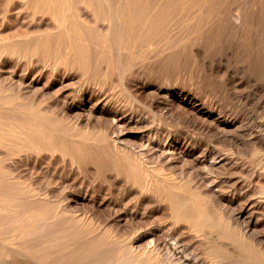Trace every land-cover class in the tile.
Wrapping results in <instances>:
<instances>
[{
	"label": "bare ground",
	"instance_id": "1",
	"mask_svg": "<svg viewBox=\"0 0 264 264\" xmlns=\"http://www.w3.org/2000/svg\"><path fill=\"white\" fill-rule=\"evenodd\" d=\"M6 69L0 264H264L214 197L245 198L264 233V126L244 118L264 103V0H0ZM147 125L139 146L122 134ZM177 157L193 189L164 172Z\"/></svg>",
	"mask_w": 264,
	"mask_h": 264
},
{
	"label": "rangeland",
	"instance_id": "2",
	"mask_svg": "<svg viewBox=\"0 0 264 264\" xmlns=\"http://www.w3.org/2000/svg\"><path fill=\"white\" fill-rule=\"evenodd\" d=\"M9 70L10 69H6V70H3V71H0V76L1 77H7L8 76V72H9ZM249 85H247V87H248ZM69 88H71V86L70 87H68L67 88V90L69 89ZM245 88V87H244ZM241 104H242V101H241ZM264 103H261L258 107H256L255 106V109H254V105L252 104V103H246V105H245V110L247 111V114L245 113V115H244V118H246V120L245 121H248L249 123H251L253 126H257L258 127V129H259V125L261 124H263L262 126H264V105H263ZM201 105H196V108H200V109H203L202 107H200ZM247 106V107H246ZM55 109H57L56 107H55ZM85 112L87 113V109L85 108V110L83 111V109H73V110H71L70 112H68L67 113V116H68V118H69V120L70 121H74V123H77V124H79L80 126H85L84 124H86L85 123V118H86V115L87 114H85ZM261 115V116H260ZM98 115L96 114V116H94V118H93V120L95 119H97L98 117H97ZM258 116V117H257ZM97 117V118H96ZM93 120H92V123H94L93 125H95L94 127H96V128H99V127H103L104 126V124H103V122H100V126L96 123V122H93ZM110 119H108V121H109ZM259 121V122H258ZM259 124V125H258ZM102 125V126H101ZM98 126V127H97ZM148 127V125L145 127V126H141V127H139V128H131V127H126V128H124L122 131V134L125 136V138H127V139H129V141H130V143L131 144H134V145H137V146H139L140 144H142V143H144L145 141H146V139H147V137H144V135H142L143 134V132L146 130V128ZM263 128V127H262ZM199 137H203L202 139L204 140H206L207 138L206 137H204V135H198ZM206 142H208L207 140H206ZM245 148V147H244ZM247 148V147H246ZM249 148H247V149H245V150H247L246 151V153L248 152V154H245L244 156H246V155H250L251 154V149L250 150H248ZM207 155V154H206ZM158 156V154L157 153H151V154H144L143 155V157L147 160L148 159V162H150L149 164H152V165H154L155 167H157V166H160L158 163H159V158L157 157ZM249 156H247V158H248ZM181 158V159H180ZM175 160L176 161H173V160H170L166 165H165V167H166V169H169L168 171L165 169V173H170L172 176H175V177H179L180 176V181H182V180H186L185 182L184 181H182V182H184L185 184H188V180L189 179H187V177H188V175H189V173H190V184H188V186H190V188H194V187H192V186H194L195 185V180H192V175H191V173L193 172L192 170L194 169V168H192L191 169V167H189L188 165H187V162H186V164H185V160L183 161V158L182 157H177V158H175ZM191 162V161H190ZM169 164V165H168ZM170 167V168H169ZM199 169L200 171V175L201 176H205V170H203V167H202V165L201 166H198V165H195V169ZM191 171V172H190ZM180 172V173H179ZM187 172V173H186ZM188 174V175H187ZM182 176V177H181ZM189 178V177H188ZM233 178H235V177H233ZM226 192H225V191ZM224 190H222V191H218V190H216L215 192H214V197H216V198H220V201L222 202V204H224L225 205V207H227V208H225V210H226V212H228V215H233L235 218H237V219H239L238 220V223H239V226H240V228H244V229H246L250 234L252 233V234H255V236L258 238V240L259 241H261V240H263V241H261V242H263V245H264V233H262V232H260L261 230H260V228L261 227H259L258 225H255L256 223H255V218L257 217H260V216H255V215H253L251 218H250V215H249V213H246L245 211H242V212H240L239 211V208H240V205L242 204V203H245L246 204V201H245V198H243L242 200H234L233 198H232V193L231 192H227V187H224ZM111 196V198H113V200H115V199H117L118 197L116 196V194L114 193V192H112L111 194H110ZM232 198V199H231ZM230 200H232V201H230ZM115 201H118V199L117 200H115ZM69 205H70V207L72 208V210L77 214V215H80V216H86V217H96V218H99V216L97 217V216H95V214L88 208V207H86L85 205H83V204H81V201L80 200H78V201H76L75 199H73V198H71V199H69ZM118 203V207L117 208H119L120 210H117V212H116V214H111V218H113L114 216L116 217V215L117 216H121L122 217V214L125 212L124 211V209H123V207H122V203L121 204H119V202H117ZM122 211V212H121ZM94 214V215H93ZM112 215H114L113 217H112ZM103 217L104 218H109L107 215H105L104 214V216H100V219H103ZM148 222L149 221H147V226H148ZM255 223V224H254ZM255 227H254V226ZM132 226V225H131ZM130 226V227H131ZM129 227V225L128 226H125V225H121V227H120V229L119 230H121V231H119L120 232V234L123 236V237H125L126 235H129L130 233H129V229H131ZM108 228H110L109 226H108ZM255 230V231H254ZM259 230V231H258ZM259 232V233H258ZM258 235V236H257ZM147 245V244H146ZM146 245H145V243H138L137 244V248H145L146 247ZM146 248H148V247H146ZM151 248V247H150ZM150 248H148V249H150Z\"/></svg>",
	"mask_w": 264,
	"mask_h": 264
}]
</instances>
